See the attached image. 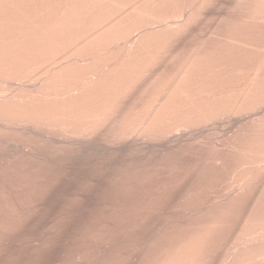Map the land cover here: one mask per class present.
Returning a JSON list of instances; mask_svg holds the SVG:
<instances>
[{"label":"bare ground","instance_id":"obj_1","mask_svg":"<svg viewBox=\"0 0 264 264\" xmlns=\"http://www.w3.org/2000/svg\"><path fill=\"white\" fill-rule=\"evenodd\" d=\"M58 193L133 264H264V0H0V251Z\"/></svg>","mask_w":264,"mask_h":264},{"label":"rangeland","instance_id":"obj_2","mask_svg":"<svg viewBox=\"0 0 264 264\" xmlns=\"http://www.w3.org/2000/svg\"><path fill=\"white\" fill-rule=\"evenodd\" d=\"M215 22L216 20H212L211 25ZM213 127L212 125L211 128L213 129ZM206 130L209 131V129ZM208 131L206 132L208 133ZM212 131L214 129L211 130V133ZM205 135L208 134L205 133ZM211 138L209 137V139ZM70 187L67 186L65 190H69ZM63 191V188H61L59 192L63 193ZM62 193L47 198L48 206H50L48 210L35 213L34 218H38L40 223L15 227L7 237H2L0 264H113L116 259L125 261V264H133L134 254L140 247L145 245L142 238L148 230L141 229L140 234L128 238L127 236L124 237L118 227L68 228L61 225L52 227L44 220L53 218L56 214L58 215L59 211L62 210L61 207L69 202L68 199H64ZM73 204L81 205L80 201L73 202ZM94 212L112 215L143 213L135 210L123 211L117 208L116 210L99 209ZM163 213L164 216H168L175 215L177 212L165 210ZM90 232H95L97 238L91 239L89 237ZM122 237L124 239L127 237V239L122 240ZM9 240L10 242H7ZM36 244L40 247L37 251H34Z\"/></svg>","mask_w":264,"mask_h":264}]
</instances>
